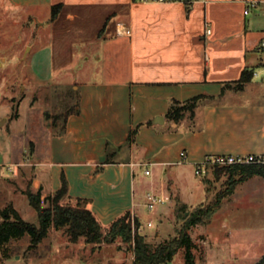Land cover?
Listing matches in <instances>:
<instances>
[{
  "label": "crops",
  "instance_id": "1",
  "mask_svg": "<svg viewBox=\"0 0 264 264\" xmlns=\"http://www.w3.org/2000/svg\"><path fill=\"white\" fill-rule=\"evenodd\" d=\"M7 1L48 12V61L44 67L36 58L28 63L35 82L66 85L62 70L79 62L96 70L95 77L74 82L75 107L60 129L48 130L40 157L27 162L36 190L55 192L66 180L68 194L88 199L104 225L127 211L142 222L143 202L153 192L164 199L155 208L162 223L165 214H175L178 200L190 208L205 202L206 186L195 166L207 156L264 154V14L248 9L251 1L264 0ZM244 71L252 77L237 90L233 85ZM195 96L201 98L193 111L169 117L171 105ZM4 119L3 127L8 115ZM0 137V166L20 163L9 133ZM258 183L264 187V178ZM206 226L189 233L192 239L205 235L201 239L210 245Z\"/></svg>",
  "mask_w": 264,
  "mask_h": 264
},
{
  "label": "rangeland",
  "instance_id": "2",
  "mask_svg": "<svg viewBox=\"0 0 264 264\" xmlns=\"http://www.w3.org/2000/svg\"><path fill=\"white\" fill-rule=\"evenodd\" d=\"M46 15L0 0V121L7 115L9 121L0 127V135L9 133L23 161L11 167L0 166V209L12 204L24 219L36 225H39L38 211L30 204L27 193L38 195L42 209L53 208L56 193L43 194L32 187V165L27 162L40 157L41 151H45L48 130L60 129L64 114L75 107L77 97L74 82L96 76L95 69L85 70L83 62H79L77 65L74 63L72 68L62 70V74L67 75L63 77L66 85H44L30 77L29 62L36 58L44 67L48 61V52L43 50L49 41ZM43 26L45 28L41 29ZM40 29L44 31L38 32ZM75 55L78 60L83 57V54ZM259 80L264 81V71ZM259 165H264V162ZM230 166L211 164L201 176L207 191V199L201 204L225 194L233 185L238 190L217 216L214 213L207 226L202 225L206 226L210 245L206 244L209 239H201L205 235L194 233V238L199 239L196 264H251L264 252V187L263 183H258L264 175H253L251 177H256L252 181L236 183L243 173L238 166ZM146 202L147 199L141 208L143 213L139 226H136L135 216L131 213L133 234L138 232L151 244L173 237L181 224L175 214H165V220L161 223L155 211L161 203L149 210ZM58 204L79 205L68 196H61ZM150 220L154 224L152 227L147 224ZM225 222H229V225L226 226ZM150 230L155 232L149 233ZM30 244L29 235L12 240L9 244L12 260H20V264H133L135 258L133 245L121 243L120 239L112 244L100 245L86 244L81 237L74 243L65 228H51L36 247ZM236 251L237 254H234ZM4 262L0 260V264ZM170 264H184L182 251L175 255Z\"/></svg>",
  "mask_w": 264,
  "mask_h": 264
},
{
  "label": "trees",
  "instance_id": "3",
  "mask_svg": "<svg viewBox=\"0 0 264 264\" xmlns=\"http://www.w3.org/2000/svg\"><path fill=\"white\" fill-rule=\"evenodd\" d=\"M60 8L61 4L53 7L52 17L56 16ZM252 74V71H244L240 79L234 85L232 84L233 87L237 90L243 89ZM200 98V96H195L186 102H176L171 105L168 112L169 117L179 119L186 112L193 111ZM230 167H237L243 173L236 183L253 175H264V165L257 163L231 165ZM234 190L235 185L225 194L218 195L213 201L200 204L192 209L178 200L174 212L176 220L181 224L176 228V234L157 244H151L138 232L133 234L130 211L104 225L89 207V200L72 198L68 194L67 182L63 180L62 186L55 191L53 208L42 209L38 195L27 193L30 204L38 211L39 225L24 219L12 204L0 209V260L11 258L9 244L12 240L29 235L30 246L36 247L47 236L51 228H65L70 240L74 243L82 237L86 244H112L120 239L121 243L133 245L135 257L133 264H169L180 251H182L185 264H196V250L199 246L191 238L189 230L196 225L208 224L220 208L223 198L232 194ZM61 196H68L76 200L79 205L76 207L60 206L58 199ZM134 221L136 226L140 225L138 218L134 217ZM258 264H264V256Z\"/></svg>",
  "mask_w": 264,
  "mask_h": 264
},
{
  "label": "built area",
  "instance_id": "4",
  "mask_svg": "<svg viewBox=\"0 0 264 264\" xmlns=\"http://www.w3.org/2000/svg\"><path fill=\"white\" fill-rule=\"evenodd\" d=\"M144 2L147 1H160V2H167V1H174V0H142ZM260 8L262 13L264 14V5H262L258 1H251L248 5V9H256ZM207 33H210V29L207 28ZM260 47L264 50V40L261 41ZM182 158L186 156V153L183 151L181 152ZM264 162V154H250V155H232V154H217V155H210L207 156L203 161L199 162L195 166V174L197 176H203L208 166L211 164H221V165H243L248 163H262ZM146 174H149V170L145 171ZM146 206L149 210H153L158 203H163L164 199L162 197L157 196L153 192H148L146 194ZM149 226L152 225L151 222L148 223Z\"/></svg>",
  "mask_w": 264,
  "mask_h": 264
},
{
  "label": "water",
  "instance_id": "5",
  "mask_svg": "<svg viewBox=\"0 0 264 264\" xmlns=\"http://www.w3.org/2000/svg\"><path fill=\"white\" fill-rule=\"evenodd\" d=\"M5 121H6L5 119L1 120L0 121V126H2L5 123Z\"/></svg>",
  "mask_w": 264,
  "mask_h": 264
}]
</instances>
